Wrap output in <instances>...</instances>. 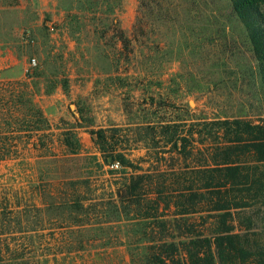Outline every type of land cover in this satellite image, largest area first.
Masks as SVG:
<instances>
[{"label": "rangeland", "instance_id": "rangeland-1", "mask_svg": "<svg viewBox=\"0 0 264 264\" xmlns=\"http://www.w3.org/2000/svg\"><path fill=\"white\" fill-rule=\"evenodd\" d=\"M153 2L142 36L133 31L137 0H0V91H33L55 133L54 156L34 150L31 165L0 163V250L8 255L0 264H147L150 222L109 200L121 174L93 167L89 131L139 124L138 104L149 96L179 97L211 115L243 108V94L254 91L244 84L255 67L247 31L228 0ZM119 30L133 41L129 60ZM70 129L82 142L78 155L60 143ZM143 154L131 153L132 162ZM87 167L93 199L77 207L70 182L87 177Z\"/></svg>", "mask_w": 264, "mask_h": 264}, {"label": "trees", "instance_id": "trees-1", "mask_svg": "<svg viewBox=\"0 0 264 264\" xmlns=\"http://www.w3.org/2000/svg\"><path fill=\"white\" fill-rule=\"evenodd\" d=\"M137 2L133 31L143 36L156 4ZM228 3L247 31L255 63L244 83L254 91L243 94V108L208 115L179 97L149 96L138 104L139 124L89 131L96 148L89 155L93 167L121 174L109 185V200L150 222L142 233L153 244L147 264H264V0ZM119 33L129 60L133 41ZM59 137L69 154L81 152L75 131ZM54 144L53 126L33 91H0V163L31 165L26 153L51 157ZM134 151H144L137 164ZM93 167L85 168L87 177L70 182L74 206L93 199ZM4 253L0 261L8 259Z\"/></svg>", "mask_w": 264, "mask_h": 264}, {"label": "built area", "instance_id": "built-area-1", "mask_svg": "<svg viewBox=\"0 0 264 264\" xmlns=\"http://www.w3.org/2000/svg\"><path fill=\"white\" fill-rule=\"evenodd\" d=\"M31 62H32V64H35V60H34V59H32V61H31Z\"/></svg>", "mask_w": 264, "mask_h": 264}]
</instances>
